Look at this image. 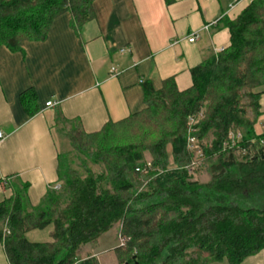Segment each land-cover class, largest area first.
I'll use <instances>...</instances> for the list:
<instances>
[{"label":"trees","instance_id":"trees-1","mask_svg":"<svg viewBox=\"0 0 264 264\" xmlns=\"http://www.w3.org/2000/svg\"><path fill=\"white\" fill-rule=\"evenodd\" d=\"M94 1L0 0V46L17 50L26 39H44L53 21L67 11L72 25L81 29L94 16ZM226 25L230 45L191 69L188 89L179 90L173 78L165 79L158 91L145 83L142 111L93 133L70 121L65 136L72 150L86 153L97 146L90 154L105 163L106 171L83 167L80 173L60 155V187L49 191L40 205L26 211L19 190L3 201L0 224L6 223L9 234L0 229V239L10 264H100L96 257L81 258V249L115 227L122 240L114 251L116 264H212L225 259L242 264L264 250V208L235 202L264 198V134L254 128L264 94V0H254ZM21 100L28 113L36 111L33 88ZM149 112L152 121H162L154 122L156 128L148 133L153 141L145 150L153 154L150 166L155 170L138 191L141 177L148 179L143 147L118 146L110 157L102 153L117 128L133 125ZM144 121L138 131L150 128ZM209 133L213 138L203 145ZM231 133L241 136L236 144ZM190 136L198 148L190 147ZM193 151H199L198 161H210V180L204 184L193 181L187 169L195 164ZM49 225L51 240L27 238V232Z\"/></svg>","mask_w":264,"mask_h":264},{"label":"crops","instance_id":"crops-1","mask_svg":"<svg viewBox=\"0 0 264 264\" xmlns=\"http://www.w3.org/2000/svg\"><path fill=\"white\" fill-rule=\"evenodd\" d=\"M253 1L95 0L94 16L81 29L72 25L67 11L44 39H26L17 50L1 45L0 204L19 190L30 211L60 187L59 157L71 153L65 136L70 121L93 133L142 111L145 83L156 91L168 78L179 90L193 85L191 69L230 45L226 20L237 18ZM194 33L199 37L191 42ZM30 88L36 95L31 114L21 100ZM259 113L254 128L260 135L264 94ZM106 234L84 245L80 257L98 259L99 251L107 250L102 247ZM0 264H10L1 239ZM242 264H264V250Z\"/></svg>","mask_w":264,"mask_h":264},{"label":"rangeland","instance_id":"rangeland-1","mask_svg":"<svg viewBox=\"0 0 264 264\" xmlns=\"http://www.w3.org/2000/svg\"><path fill=\"white\" fill-rule=\"evenodd\" d=\"M147 114V115H146ZM143 113L142 117H138L137 119H135V122H133V125L130 124L125 126H120L119 128H117L116 130V136L112 137L109 144L106 145L103 148H105L103 150V155H105L106 157H110L109 155H113L115 153L114 150H116V148L119 147H125L127 145L128 149H131V147H143V156H144V160L142 161V163H144L143 165L145 167H147V170L145 172V175H147L148 179L143 176L141 177V181H142V185L138 186V191L145 189L146 184L151 181V173L152 171L155 170L154 167L150 166V163H152L153 160V154L150 152V150H145V145H150V143L153 141V136H149L148 133L149 131L155 126V123H159L162 120H157V121H152V119H150L151 114L149 113ZM144 120H146V123L148 127H144V129L142 128L140 131L139 127L140 124H142L143 122H145ZM155 120V119H153ZM143 121V122H142ZM155 122V123H154ZM135 125V126H134ZM132 126L133 130H132ZM156 137V136H155ZM158 137V136H157ZM213 138L212 137V133L207 134V136L205 137V139H203L201 141V143L207 144L209 143ZM158 139V138H156ZM154 139V140H156ZM170 144V143H169ZM134 145V146H132ZM97 146H90L87 149H85V152H81L78 151L76 149L72 150L71 148V153L68 157V154L63 155V159L64 160H68L70 166L72 168H76L80 171V173H84V168L85 167H89L92 168L96 173H100L102 171H106V166L105 163H103V161H97L95 160V154H90L92 151H96ZM193 149V148H192ZM196 149V148H194ZM107 150H110V152H107ZM168 150L170 152V147L168 145ZM199 151H193V158H192V163L194 161V165L192 166H188L187 169H189V174L192 177L193 181H196L200 184H204L207 181L210 180V174H209V165H210V161L207 160H203V162L199 160ZM108 154V155H107ZM112 157V156H111ZM97 161V162H96ZM169 165L171 167L174 166V160L173 157L170 154V158H169ZM84 167V168H83ZM147 179V180H146ZM144 181V182H143ZM205 191H203L204 193ZM232 200V199H231ZM235 202L238 204H241L240 206H244V207H250V206H254V207H261L264 208V198H251L249 200H244V199H235ZM5 222L3 224H0V229H5ZM52 225L47 226L44 229H36V230H31L28 234L27 237L30 240H40V241H45V240H49L50 239V233L49 231L51 229H53L51 227ZM109 235V236H108ZM105 236H108L106 240H104L102 242V247L106 248L107 250L102 252L99 251V255H98V259L100 261V264H115L116 262V256H115V248L117 246H119L122 243L121 238H119V230L118 227H115L113 230H111L109 233H107ZM109 238V239H108ZM212 264H229L228 260H223L220 261L218 263H212Z\"/></svg>","mask_w":264,"mask_h":264},{"label":"built area","instance_id":"built-area-1","mask_svg":"<svg viewBox=\"0 0 264 264\" xmlns=\"http://www.w3.org/2000/svg\"><path fill=\"white\" fill-rule=\"evenodd\" d=\"M232 1H233V2H236V0H232ZM207 28H208V25H206L204 29H207ZM198 37H199V34H198V33H194V34H192V36L189 38V41L193 42V41H195ZM112 71H113V73H117V72H118V69H117L116 67H112ZM45 104H46V106H51V105H52V102L49 101V102H47V103H45ZM239 137H241L239 134H237V135H235V134H233V133L230 134V140H231V142L234 143V144H236L237 140L240 139ZM0 138H1V139L4 138V135H3L2 133H0ZM195 141H196V140L194 139V137H193V136H190V147L193 148V149H194V148H198V147H197V144H195ZM191 143H192V144H191ZM58 188H59V186L57 187V189H58ZM4 228H5V229H3V234H4V235L9 234V230H8V227H7L6 224H5Z\"/></svg>","mask_w":264,"mask_h":264}]
</instances>
